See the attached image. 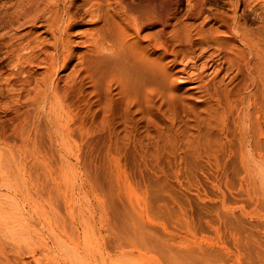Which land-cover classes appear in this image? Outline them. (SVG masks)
Returning <instances> with one entry per match:
<instances>
[{
	"label": "rangeland",
	"instance_id": "374dc122",
	"mask_svg": "<svg viewBox=\"0 0 264 264\" xmlns=\"http://www.w3.org/2000/svg\"><path fill=\"white\" fill-rule=\"evenodd\" d=\"M171 1L176 7L164 41L191 57L180 52L175 62L172 54L164 55V98L153 95L150 105L139 99L125 106L112 87L107 116L91 88L80 86L84 94L76 89L69 99L81 117L61 146L52 143L43 123L36 130L39 113L27 103V91L45 68L36 62L22 73L10 53L12 44L31 39L48 46L50 34L39 25L11 27L4 12L15 1L0 0V200L28 218L6 214L4 239L27 243L23 257L34 254V264H48L51 251L58 253L54 239L64 243L71 264H264V95L258 96L263 134L254 132L248 145L239 103L225 116L215 97L194 87L205 83L213 91L222 79L219 88L237 102L239 95H250L251 88L242 89L245 74L224 61L235 42L225 31L239 26L258 41L264 57V0ZM150 21L141 34L154 39L158 28ZM185 28L191 30L190 50L177 40ZM16 32L26 39H13ZM216 34L224 37L219 44L212 41ZM183 66L186 71L179 72ZM71 69L60 72L62 86ZM100 116L116 129L117 141L108 140L105 128L94 131ZM78 122L94 129L78 132Z\"/></svg>",
	"mask_w": 264,
	"mask_h": 264
},
{
	"label": "bare ground",
	"instance_id": "6f19581e",
	"mask_svg": "<svg viewBox=\"0 0 264 264\" xmlns=\"http://www.w3.org/2000/svg\"><path fill=\"white\" fill-rule=\"evenodd\" d=\"M14 1L13 10L8 11L6 8L7 10L4 12V17L9 20L11 27L39 25V27H44V31L51 37V40H48V46L37 39L27 40L28 42L20 47L12 44L10 53L15 56L14 67L22 73L25 72L26 65L37 64L36 62L45 68L46 72L43 77L41 76V79L39 78L40 81L30 91L28 90L29 93L27 91V103L29 109H34L39 113L37 119L39 123L36 125V122H33L36 130L43 123L49 132L50 140L57 145H66L67 141L73 137V130H75V124L78 121L76 119L81 117L80 111L75 108L76 105L74 106L75 102L73 101V104L72 100L70 101L73 98L69 99L70 92L78 89L80 90L78 93L84 94V85L91 88V96L96 98L94 102L97 101L98 107H101L105 112L103 115L113 108L112 87L116 88L119 101L125 106L133 105L139 99L150 105L154 98L153 95H156L157 99H162L165 94L164 82L169 74L165 68L166 63H163L164 55L172 54L174 56L172 61L175 62L178 60L177 56L180 52L184 58L191 57L189 52L170 50L163 38L164 26L169 22L168 17L176 7L174 0V2H170V0H166V2L164 0H139L140 4L138 5H136L138 2L132 5L126 0H83L80 3L77 0ZM145 19H147L146 22L150 21L149 23L158 28L156 35L155 33V36L153 35L154 39L150 38V35V37L147 35L142 37L141 30L146 23ZM86 24L90 27L80 30V27ZM185 29L184 35L177 36V40L179 43L183 42L189 45L190 50L193 46L191 30ZM198 33L200 38L206 39V35L202 31ZM225 33L229 35L228 37L234 38L235 42L232 44L230 54L228 53L224 57V61L230 68H235L238 74H245L246 82L242 89L245 91L251 88L250 95H239L237 102L235 95L231 96L219 88V84L223 82L222 79L218 81V84H215L213 91L205 83L194 87H203L206 93L215 97L218 108L225 116L231 113L234 108L237 109L238 105L240 106L239 116L242 120L244 138L246 144L250 145L255 140L254 132L259 135L263 134L258 96L264 95V57L258 41L239 26H231ZM25 35L20 36L16 32L13 39L18 40ZM211 37L212 41L218 44L224 40V37L217 34ZM11 42L13 41L11 40ZM23 42L25 43V41ZM217 50L221 53V48L218 47ZM75 60L76 62H74ZM207 65L205 62V67ZM69 67L72 68L71 72L68 76L66 75L67 79L65 82L63 81L64 85L62 86L60 84L62 77L59 74ZM204 70H201L198 75L201 82ZM178 71L185 72L186 66ZM187 79L189 78L187 77ZM11 82L10 84L14 87L15 85ZM21 84L24 85L23 82ZM23 85H20L21 88L18 89L20 93L24 90ZM83 94H78V96ZM101 118L103 119L95 118L94 131L96 128L98 130L105 128L110 132L108 140L117 141L120 136L117 135L118 133L115 135V128L113 129L112 125L113 130H111V122L109 123L106 116ZM81 121H83V117ZM79 123L78 132L83 128L87 132L94 129L87 128L83 122ZM0 182L2 187L4 180ZM42 212L49 213L45 208ZM6 214L12 215L13 218L28 219L20 213L19 208L8 210L0 200V264H34L35 259L38 258L34 254L31 259L23 257L22 248H27V243L4 239L8 228ZM29 216L31 219L33 218L32 215ZM54 249L58 253L54 254V251H51L52 254L47 257L48 264H71L63 242L54 239Z\"/></svg>",
	"mask_w": 264,
	"mask_h": 264
}]
</instances>
